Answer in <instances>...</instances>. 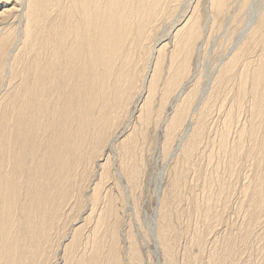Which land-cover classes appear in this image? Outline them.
I'll return each instance as SVG.
<instances>
[{"label":"bare ground","instance_id":"1","mask_svg":"<svg viewBox=\"0 0 264 264\" xmlns=\"http://www.w3.org/2000/svg\"><path fill=\"white\" fill-rule=\"evenodd\" d=\"M249 1L0 0V264H264V0L206 88L193 67Z\"/></svg>","mask_w":264,"mask_h":264},{"label":"rangeland","instance_id":"2","mask_svg":"<svg viewBox=\"0 0 264 264\" xmlns=\"http://www.w3.org/2000/svg\"><path fill=\"white\" fill-rule=\"evenodd\" d=\"M185 1L187 2L188 0ZM254 1L256 2V0ZM183 2L179 8L181 7L184 9L185 6L182 4L187 3ZM252 3L253 0H250L245 8V11L238 19L241 22V27L234 30V27L232 28L233 22L231 21L230 16H225L220 24L215 25V29L210 33V35H207L208 39L205 43L206 45L203 47L205 50L200 51L199 57L195 55V58L193 59V67H196V71L198 72L197 80L200 84V89L208 86L219 59L228 54V51H230L232 47L239 45L244 38L242 31L245 30V23L247 22L246 19L252 15L255 8ZM179 10H177V12ZM177 12L175 14H177ZM143 162L144 172L141 184L134 192L133 196L129 194L130 196L127 197V209L125 215L126 222L134 226L133 232L135 235L140 236V234L143 233L142 231L145 230L149 236L152 234L153 226L156 224L155 207L158 203L159 196L162 194L161 191L166 184V172L171 161H163L161 159L160 147L152 144L146 145ZM134 201L135 208H137L135 220L138 224H136V221L134 222L135 217L132 208ZM228 215L230 216H226V219H229V222L236 219V215L234 216L232 213H229ZM131 219L132 222L130 221ZM150 246L151 243H145L143 249L149 250Z\"/></svg>","mask_w":264,"mask_h":264}]
</instances>
